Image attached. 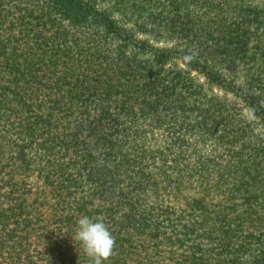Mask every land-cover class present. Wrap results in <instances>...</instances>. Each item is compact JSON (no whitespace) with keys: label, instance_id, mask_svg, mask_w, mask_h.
Returning <instances> with one entry per match:
<instances>
[{"label":"trees","instance_id":"trees-1","mask_svg":"<svg viewBox=\"0 0 264 264\" xmlns=\"http://www.w3.org/2000/svg\"><path fill=\"white\" fill-rule=\"evenodd\" d=\"M120 1L0 0V264H264V0Z\"/></svg>","mask_w":264,"mask_h":264},{"label":"clouds","instance_id":"clouds-1","mask_svg":"<svg viewBox=\"0 0 264 264\" xmlns=\"http://www.w3.org/2000/svg\"><path fill=\"white\" fill-rule=\"evenodd\" d=\"M76 225L75 239L89 259V264H106L115 248V238L106 224L82 215Z\"/></svg>","mask_w":264,"mask_h":264},{"label":"rangeland","instance_id":"rangeland-1","mask_svg":"<svg viewBox=\"0 0 264 264\" xmlns=\"http://www.w3.org/2000/svg\"><path fill=\"white\" fill-rule=\"evenodd\" d=\"M140 5L143 6V9L141 11H144L146 9V6L141 4V3H140ZM126 6L127 5L126 4L124 5L123 3H121V1L119 2V4H117L116 0H97V3H96V7L98 9H100V10L106 9V10L110 11L115 18H118V19H123V17H119L118 11L124 12L126 9ZM143 13H145L146 16H148V14H149L148 12H143ZM126 20L129 22H133L134 16L130 14V19L124 18V20H122V21L125 22ZM128 27H132L135 30V33H137V35H141V34H139L138 30L133 26V24L132 25L129 24ZM142 34H145V35H141V36L148 38L150 43L151 42H157V44L160 43L159 45H161V42H165L167 40V39L163 40L161 38H157L155 36L156 32H152V33L142 32ZM179 67L183 68L181 65H179ZM191 76L192 77L195 76V72H192ZM193 78H195V77H193ZM214 90H215V92H218V89L216 87H214ZM227 102L231 105V106H229L231 108L230 111H226L228 114L231 115L232 113H234L236 115V116L235 115L234 116H235L236 120H238V121L247 120L246 118H247L248 112H247L246 108L241 104L240 101L234 99L231 95H229L227 97ZM257 132H258V129L256 130L254 137H258V135L256 134ZM250 137L252 138L253 135H251ZM263 165H264V161H263V157H262V158H260V163L257 166H263ZM21 177L22 176H19V178H21ZM25 180H26V183L29 186L33 187L34 189L40 188L42 185L41 180L39 178H36L35 176L27 177V179L23 180L24 183H25ZM40 251L41 250L32 251V253H31V258H32V260L35 261L34 264L40 262L38 259V256H37V252H40ZM25 261H26V257H25ZM25 261H22V262L24 263ZM6 264H7V262H6Z\"/></svg>","mask_w":264,"mask_h":264}]
</instances>
